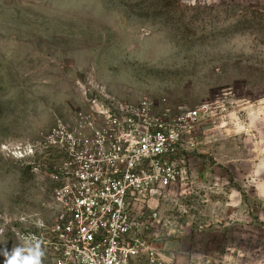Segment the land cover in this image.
Returning <instances> with one entry per match:
<instances>
[{"label": "rangeland", "instance_id": "rangeland-1", "mask_svg": "<svg viewBox=\"0 0 264 264\" xmlns=\"http://www.w3.org/2000/svg\"><path fill=\"white\" fill-rule=\"evenodd\" d=\"M103 89L216 107L151 242L179 264H264V0H0V253L56 214L34 146Z\"/></svg>", "mask_w": 264, "mask_h": 264}, {"label": "built area", "instance_id": "built-area-1", "mask_svg": "<svg viewBox=\"0 0 264 264\" xmlns=\"http://www.w3.org/2000/svg\"><path fill=\"white\" fill-rule=\"evenodd\" d=\"M85 98L33 148L36 175L54 184L56 214L21 240H40L45 264H179L151 238L161 209L185 196V154L216 107L174 112L167 99L126 101L105 89Z\"/></svg>", "mask_w": 264, "mask_h": 264}, {"label": "clouds", "instance_id": "clouds-1", "mask_svg": "<svg viewBox=\"0 0 264 264\" xmlns=\"http://www.w3.org/2000/svg\"><path fill=\"white\" fill-rule=\"evenodd\" d=\"M0 254L4 256V264H43L45 256L40 240L35 237H24L22 243L11 250L5 247Z\"/></svg>", "mask_w": 264, "mask_h": 264}, {"label": "water", "instance_id": "water-1", "mask_svg": "<svg viewBox=\"0 0 264 264\" xmlns=\"http://www.w3.org/2000/svg\"><path fill=\"white\" fill-rule=\"evenodd\" d=\"M91 98V95L90 94H88V99H90Z\"/></svg>", "mask_w": 264, "mask_h": 264}]
</instances>
